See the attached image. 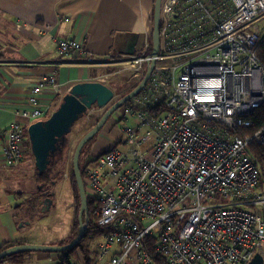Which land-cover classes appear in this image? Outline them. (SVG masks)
I'll list each match as a JSON object with an SVG mask.
<instances>
[{"label":"built area","instance_id":"built-area-1","mask_svg":"<svg viewBox=\"0 0 264 264\" xmlns=\"http://www.w3.org/2000/svg\"><path fill=\"white\" fill-rule=\"evenodd\" d=\"M263 36L264 0H160L156 56L145 45L97 60L138 80L154 63L122 111L136 122L122 127L124 148L81 165L96 223L107 231L89 263L77 251L69 264H250L257 254L264 264V182L247 152L264 144V124L247 132L264 103L255 53ZM56 47L61 56L84 52L73 38ZM46 79L32 87L24 120L53 112L39 98L53 82ZM24 140L13 121L1 150L6 168L26 156Z\"/></svg>","mask_w":264,"mask_h":264},{"label":"crops","instance_id":"crops-1","mask_svg":"<svg viewBox=\"0 0 264 264\" xmlns=\"http://www.w3.org/2000/svg\"><path fill=\"white\" fill-rule=\"evenodd\" d=\"M153 9L154 0H0V251L5 249V243L11 246L53 244L39 234L36 220L28 221V217H25V211L29 208L25 203L37 189L36 179H30V174H27L30 170L27 168L29 160H25L28 152L14 167H5L1 153L4 131L13 121L19 122L24 128V142L28 145L27 128L36 121L24 120L20 112L30 109L27 104L32 87L48 77L53 82L43 88L39 98L52 110L58 107L63 96L75 84L102 82L112 90L113 97L106 107L100 109L92 106L99 111L91 114L88 109L82 115L86 117L84 121L88 129L83 132L75 127L68 137L71 134L80 135L81 138L91 130L101 116L128 93L125 92L127 70L109 67L97 60L107 54L134 55L142 51L145 45L149 46ZM68 38L79 41L84 52L59 55L56 41ZM150 52L147 49V53ZM116 73L122 75L118 80L114 76ZM140 81L133 78V89ZM127 104L128 101L122 103L110 114H114L112 118L116 119L115 122L109 116L99 132L83 146L81 153L85 150L89 160L110 145L124 148L119 143L123 138L122 128L120 136L115 135L111 128L121 121L126 123L130 120L129 126L136 124L131 113L122 112ZM106 131L111 134L107 139L104 135ZM38 191L42 192L39 186ZM41 200L37 202L38 206L42 205ZM37 210L39 212V207ZM71 257L72 260L77 259V256ZM59 259L54 253H39L32 254L23 263H11L58 264Z\"/></svg>","mask_w":264,"mask_h":264},{"label":"water","instance_id":"water-1","mask_svg":"<svg viewBox=\"0 0 264 264\" xmlns=\"http://www.w3.org/2000/svg\"><path fill=\"white\" fill-rule=\"evenodd\" d=\"M159 5L160 0H154L152 34H151V53L154 57L159 48ZM154 61L139 82V84L121 99L116 101L100 118L98 123L84 134L77 142L71 158L72 175L74 176L79 197L78 210V232L72 241L60 245L31 244L24 243L7 247L0 251V264H12L6 261V257L19 252H64L75 247L83 238L85 226L83 225V214L86 213L88 200L81 177L80 153L83 146L91 139L94 134L103 127L110 114L114 112L122 103L129 101L146 83L151 72ZM113 97L112 90L105 84L99 82H83L75 84L69 92L65 94L58 107L45 120H39L31 123L27 128V136L30 145V151L34 158L36 169L41 172L45 170L48 159L57 150L58 144L67 139L74 124L81 116L92 106L102 109L106 107ZM260 256L255 255L250 264H260Z\"/></svg>","mask_w":264,"mask_h":264},{"label":"trees","instance_id":"trees-1","mask_svg":"<svg viewBox=\"0 0 264 264\" xmlns=\"http://www.w3.org/2000/svg\"><path fill=\"white\" fill-rule=\"evenodd\" d=\"M150 41H151V36H150ZM148 50H151V43L148 46ZM255 53H256V56H257L259 62L264 67V36L261 38L259 44L257 45ZM133 74L134 73L131 71H125V92H127V91L129 92L134 87L133 86ZM114 76H115L116 80H118V78L122 77V75L119 73H116ZM84 118H86V117L82 116L81 119L74 124L71 132L73 131V129L75 127H77L79 131L82 130L83 132H85L88 129V127H86V122L84 121ZM90 118H92V116ZM252 118H253V126L250 129H248L247 132H249V133L254 131L256 128H259L260 126H262L264 124V103L254 111ZM247 148H248L247 152L249 153V155L252 157V159L254 160L256 165L258 166L260 173H261L262 180L264 182V144L263 145H257L254 143H250ZM68 151H71L72 155H73L74 151L69 149V142H68V139H66L63 142L59 143L57 150L52 154V156H50V158L48 159L49 161H48V164H47L45 170L39 172L35 167L36 175L34 178L36 179V181L42 182L43 184L37 185V189H35L33 196L30 197L31 199H29V201L25 203L26 207H29L25 211V217L26 218L28 217L27 218L28 221H33L34 219H37V218L44 215V214L36 213V212H38L37 208L39 207L37 205V202L42 197L41 193L39 191L36 192L38 190V186H40V187L43 186L45 189L46 188L48 189L49 186L47 187V185H45V183H51V185H53L54 181L57 178H59V177L61 178V176L63 175L62 173L65 172L66 169L70 170V177L72 179L71 182H73V186H74L73 190L75 192L74 197L77 198V200L79 202L77 186L75 183L74 176L72 175V162L68 161V159H69ZM29 155L32 156L30 151L28 152V156ZM81 177H82V173H81ZM43 187L41 188L42 191L44 190ZM78 208H79V206H78ZM93 209H94V206L92 205L91 201L89 200L87 210H86V212H87V225L85 228L84 236L75 247L63 252L64 256H62L60 258V264H69L68 259L73 255H77V253H76L77 250L80 251L81 255L83 256V258L86 260L87 263L90 262V259H91L90 256L93 254V252L88 247L87 241H89L95 237H100L103 233H105L107 231V229L98 226V224L96 223V218L94 216ZM82 218L84 219V214H83ZM77 225H78V221H77L75 227H77ZM76 234H77V232L75 231L74 234H72L68 239H66V241H64L63 243H59V244L69 243L70 241L73 240V238L76 236ZM7 246L10 247L11 244H7V243L3 244L4 248H6ZM31 255H32V252H30V251L19 252V253H15V254H12L10 256H7L6 261L23 263L26 260L30 259ZM0 263H1V261H0Z\"/></svg>","mask_w":264,"mask_h":264},{"label":"rangeland","instance_id":"rangeland-1","mask_svg":"<svg viewBox=\"0 0 264 264\" xmlns=\"http://www.w3.org/2000/svg\"><path fill=\"white\" fill-rule=\"evenodd\" d=\"M125 56H127V55H125ZM107 66H109V67L116 66V67L120 68L121 70H125V69H123L122 65H107ZM89 110H90L89 112H96L97 107H91ZM113 115L114 114H112L110 116V119L113 117ZM79 120H77V121H79ZM112 121L115 122L116 119L112 118ZM124 125L129 126L130 120L126 123H123L122 121L116 122L113 125V127L111 128V131H113L115 133V135L120 136L121 135L120 128H122ZM107 127H108V125H107ZM105 130H106V128H105ZM104 135H105V138L107 139V138H109V136L111 134H110V132L106 131L104 133ZM67 139L69 142V149L74 151L75 145L78 142V140L80 139V135L71 136V134H70V136ZM109 148H111V145L109 146ZM68 153H69L68 161L70 162L71 157H72V152L68 151ZM80 158H79V161H80L81 165L86 160H88V156L85 155V150L81 153ZM27 159L29 160L28 164H27V168H30V170L28 169L27 174H30L29 175L30 179H33L34 175H36L34 158H33V156L27 155L25 157V160H27ZM29 171H30V173H29ZM62 174L63 175L61 176V178L59 177L54 181V184H53L54 186L51 185V183H45V185H47V187L49 186L48 188L50 189V191L54 192V194H53L54 196H52L54 206L52 205L53 207L46 213V215L41 216L38 219H34V220H36L35 226L38 228L39 234L42 235V238L48 240L47 242L53 243L50 245H57L54 243H63L72 234H74L75 231L78 232V225H77V227H75V226H76V223L78 220L77 218H78L79 202H78L77 198L74 197L75 192L73 190V188H74L73 182H71L72 179L70 177V170L66 169L65 172H63ZM35 184L41 185L43 183L39 182V181H35ZM43 195H45V194H41V196H43ZM36 213H38V212H36ZM83 224H84V219H83ZM99 239H100V237H95V238L87 241V244H88V247L90 248V250H92L95 247V244L97 243V241ZM77 251H79V250H77ZM77 251H76V253H77ZM39 253L51 254L49 252H32L33 255H37ZM60 256H61V254H59V257ZM74 256L76 257V255H73V257Z\"/></svg>","mask_w":264,"mask_h":264},{"label":"flooded vegetation","instance_id":"flooded-vegetation-1","mask_svg":"<svg viewBox=\"0 0 264 264\" xmlns=\"http://www.w3.org/2000/svg\"><path fill=\"white\" fill-rule=\"evenodd\" d=\"M58 146H59V144H58ZM42 187H40L39 186V189H41ZM41 194H45V195H43L39 200H41L42 201V205H40L39 206V212L38 213H40V214H45V213H47L53 206H54V203H53V200H52V196H54L53 194H54V192L53 191H50V189L48 188H46L45 190H43L42 192H41ZM53 205V206H52ZM45 208H46V210H45ZM58 245H60V244H58ZM65 252V251H64ZM54 254L55 255H57L58 256V258H59V254H61V256H60V258L62 257V256H64L63 255V252H60V253H58V252H54Z\"/></svg>","mask_w":264,"mask_h":264},{"label":"bare ground","instance_id":"bare-ground-1","mask_svg":"<svg viewBox=\"0 0 264 264\" xmlns=\"http://www.w3.org/2000/svg\"><path fill=\"white\" fill-rule=\"evenodd\" d=\"M192 73L193 74H207V75L209 74V72H205L204 70H200V69H195ZM260 261H262L261 258H260ZM260 264H261V262H260Z\"/></svg>","mask_w":264,"mask_h":264},{"label":"clouds","instance_id":"clouds-1","mask_svg":"<svg viewBox=\"0 0 264 264\" xmlns=\"http://www.w3.org/2000/svg\"><path fill=\"white\" fill-rule=\"evenodd\" d=\"M149 51H151V50H149ZM151 53V52H150ZM147 69V68H146ZM145 72H146V70H145ZM145 74V73H144ZM144 74H143V76H144ZM143 76H142V78H143ZM142 78L140 79V80H142ZM145 85V84H144ZM28 137V136H27ZM28 142V151L27 152H29L30 151V145H29V140L27 141ZM31 152V151H30ZM27 155V154H26ZM24 159V158H23Z\"/></svg>","mask_w":264,"mask_h":264}]
</instances>
